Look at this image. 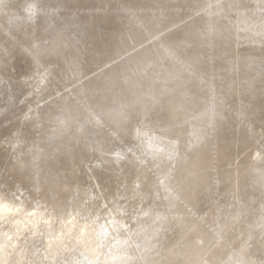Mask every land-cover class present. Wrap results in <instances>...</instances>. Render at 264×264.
Returning <instances> with one entry per match:
<instances>
[{
	"label": "rangeland",
	"instance_id": "1",
	"mask_svg": "<svg viewBox=\"0 0 264 264\" xmlns=\"http://www.w3.org/2000/svg\"><path fill=\"white\" fill-rule=\"evenodd\" d=\"M263 102L264 0H0V264H264Z\"/></svg>",
	"mask_w": 264,
	"mask_h": 264
},
{
	"label": "bare ground",
	"instance_id": "2",
	"mask_svg": "<svg viewBox=\"0 0 264 264\" xmlns=\"http://www.w3.org/2000/svg\"><path fill=\"white\" fill-rule=\"evenodd\" d=\"M175 1V0H174ZM170 3V2H169ZM198 3V2H197ZM254 5V4H253ZM226 32V31H225ZM229 40V39H228ZM185 53V52H184ZM162 56V55H161ZM213 56V55H212ZM220 56V55H219ZM158 58V57H157ZM112 76V75H111ZM109 82V81H108ZM115 99V98H114ZM264 103V102H263ZM259 104V103H258ZM109 106V105H108ZM230 106V105H229ZM251 107V106H250ZM107 109V108H106ZM264 109V108H263ZM241 110V109H240ZM252 110V109H251ZM257 110V109H256ZM226 111V110H225ZM257 112V111H256ZM206 113V112H205ZM203 114V115H206V114ZM251 113V112H250ZM254 113V112H253ZM210 114V113H209ZM202 115V114H201ZM233 115H235V114H233ZM257 115H259V114H257ZM229 116H230V114H229ZM249 116V115H248ZM239 119V118H238ZM122 120V119H121ZM208 121V120H207ZM230 121H232V120H230ZM257 121V120H256ZM229 123V122H228ZM259 123V122H258ZM257 123V124H258ZM215 124V123H214ZM211 125V124H210ZM247 126V125H246ZM236 128V127H235ZM220 129V128H219ZM255 130V129H254ZM200 131V130H199ZM234 133V132H233ZM251 133V132H250ZM149 134H150V132H149ZM210 134V133H209ZM213 134V133H212ZM235 137V136H234ZM217 138V137H216ZM186 140V139H185ZM198 140V139H197ZM195 142V141H194ZM225 142V141H224ZM226 142H228V141H226ZM249 142V141H248ZM221 144H222V141L220 142ZM229 144V143H228ZM237 144V143H236ZM262 144V143H261ZM250 145V144H249ZM217 146V145H216ZM225 146H227V145H225ZM208 147V146H207ZM222 147V146H221ZM225 148V147H224ZM262 148V147H261ZM255 149V148H254ZM203 150V149H202ZM220 151H221V149H220ZM227 151V150H226ZM207 152V151H206ZM224 152V151H223ZM204 153V152H203ZM236 153V152H235ZM212 154V153H211ZM222 154V153H221ZM238 154V153H237ZM209 155V154H208ZM229 155V154H228ZM255 155V154H254ZM253 155V156H254ZM179 156V155H178ZM194 156V155H193ZM219 157H220V155H218ZM222 156V155H221ZM259 156V155H258ZM180 157V156H179ZM182 157H184V156H182ZM204 157H206V155L204 156ZM227 157V156H226ZM192 158V157H191ZM209 158V157H208ZM196 159V158H195ZM253 159V158H252ZM257 159V158H256ZM259 159V158H258ZM177 160V159H176ZM175 160V161H176ZM193 161H195L194 159H192ZM202 160V159H201ZM204 160V159H203ZM202 160V161H203ZM171 161V160H170ZM179 161V160H178ZM188 161V160H187ZM187 161H186V163H187ZM208 161V160H207ZM191 162V161H190ZM196 162V161H195ZM169 163V162H168ZM167 163V164H168ZM181 163V162H180ZM180 163H179V165H180ZM264 163V162H263ZM171 164V163H170ZM185 164V163H184ZM204 164H205V162H204ZM208 164V163H207ZM174 165V164H173ZM170 166V165H169ZM187 166V165H186ZM189 166V165H188ZM212 166V165H211ZM264 167V166H263ZM180 168V167H179ZM206 168V167H205ZM215 169V168H214ZM174 173V172H173ZM208 173V172H207ZM181 184V183H180ZM169 187V186H168ZM252 187V186H251ZM243 188V187H242ZM253 188V187H252ZM168 189V188H167ZM245 189V188H244ZM249 189V188H248ZM252 190V189H251ZM184 191V190H183ZM242 191V190H241ZM244 192V191H243ZM254 192V191H253ZM252 191H251V194L253 193ZM65 193V192H64ZM169 193V192H168ZM247 194V193H246ZM250 194V193H249ZM254 194V193H253ZM173 197V196H172ZM192 199H190L188 196H185V199L184 200H186V202H187V204H189L188 206H190V205H192V204H194L195 202H196V197L195 198H193V196L191 197ZM177 199V198H176ZM181 200V199H180ZM74 202V201H73ZM178 203H179V199H178ZM184 203V202H183ZM182 204V203H181ZM180 205V204H179ZM178 206V205H177ZM187 206V205H186ZM185 206V207H186ZM187 206V207H188ZM182 207H183V204H182ZM181 207V208H182ZM180 208V207H179ZM222 211V210H221ZM225 211V210H224ZM220 213V212H219ZM228 213V212H227ZM220 215V214H219ZM166 216V215H165ZM184 217V216H183ZM214 218V217H213ZM182 219V218H181ZM218 219V218H217ZM177 220H179V219H177ZM209 221V220H208ZM199 222H201V221H199ZM198 221H195V223H196V225L198 226V225H200V223H199ZM172 223V222H171ZM201 223H203V222H201ZM216 223V222H215ZM170 224V223H169ZM184 224V219L183 220H181V221H173V225H175V226H177V225H183ZM168 226V225H167ZM169 226H172V225H169ZM168 226V227H169ZM201 226V225H200ZM237 226V225H236ZM203 227V226H202ZM169 228H171V227H169ZM180 229H182L181 227H180ZM240 229V228H239ZM171 230V229H170ZM200 230V229H199ZM254 232V231H253ZM172 235V234H171ZM206 235V234H205ZM248 236V235H247ZM175 237V236H174ZM174 237L173 238H171V239H174ZM181 237H182V242H179L177 239V242H176V245L175 246H172V247H170L168 250L169 251H172V252H174L176 255H179L180 257H181V261H180V264H183V263H185L188 259L186 258L187 256H188V254L193 250V249H195L196 248V245H195V241H194V238L192 237V236H189L188 234H186V235H181ZM199 237L200 238H203V236L202 235H199ZM252 237H254V236H252ZM256 237V236H255ZM170 238V237H169ZM206 238V237H205ZM248 238H249V236H248ZM168 239V238H167ZM175 240V239H174ZM173 240V241H174ZM203 240V239H202ZM169 241V240H168ZM175 242V241H174ZM146 244V243H145ZM177 244L179 245L180 244V246H177ZM136 247V246H135ZM159 247V246H158ZM242 250V249H241ZM243 250H245V249H243ZM235 251V250H234ZM229 252V251H228ZM244 253V252H243ZM172 254V253H171ZM142 255V254H141ZM173 255V254H172ZM175 255V256H176ZM263 255H264V251H263ZM177 257V256H176ZM4 257H2V259H3ZM160 259V258H159ZM186 259V260H185ZM147 261V260H146ZM251 261V260H250ZM262 261V260H261ZM252 262V261H251ZM176 263V262H175ZM253 263V262H252ZM179 264V263H178ZM191 264V263H190ZM226 264V263H225Z\"/></svg>",
	"mask_w": 264,
	"mask_h": 264
}]
</instances>
